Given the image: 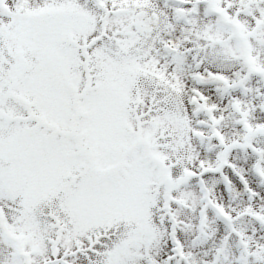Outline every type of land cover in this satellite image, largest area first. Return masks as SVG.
<instances>
[{"label":"snow or ice","instance_id":"obj_1","mask_svg":"<svg viewBox=\"0 0 264 264\" xmlns=\"http://www.w3.org/2000/svg\"><path fill=\"white\" fill-rule=\"evenodd\" d=\"M0 264H264V0H0Z\"/></svg>","mask_w":264,"mask_h":264}]
</instances>
